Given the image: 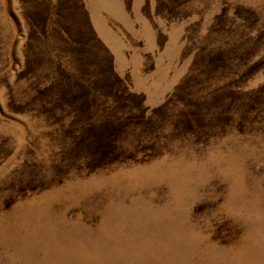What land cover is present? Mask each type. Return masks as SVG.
I'll list each match as a JSON object with an SVG mask.
<instances>
[{
  "label": "rangeland",
  "instance_id": "374dc122",
  "mask_svg": "<svg viewBox=\"0 0 264 264\" xmlns=\"http://www.w3.org/2000/svg\"><path fill=\"white\" fill-rule=\"evenodd\" d=\"M0 264H264V0H0Z\"/></svg>",
  "mask_w": 264,
  "mask_h": 264
}]
</instances>
